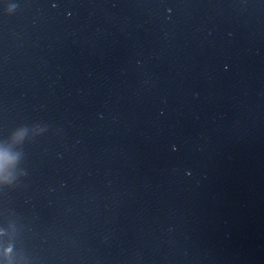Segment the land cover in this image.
<instances>
[{
  "label": "water",
  "instance_id": "95a60500",
  "mask_svg": "<svg viewBox=\"0 0 264 264\" xmlns=\"http://www.w3.org/2000/svg\"><path fill=\"white\" fill-rule=\"evenodd\" d=\"M0 264H264V0H0Z\"/></svg>",
  "mask_w": 264,
  "mask_h": 264
}]
</instances>
